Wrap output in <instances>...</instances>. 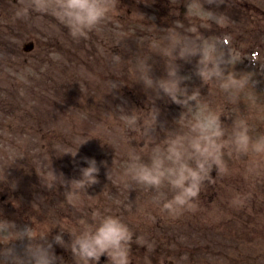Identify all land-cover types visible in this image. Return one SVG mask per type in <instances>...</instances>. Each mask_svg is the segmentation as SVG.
Segmentation results:
<instances>
[{
    "label": "rangeland",
    "instance_id": "1",
    "mask_svg": "<svg viewBox=\"0 0 264 264\" xmlns=\"http://www.w3.org/2000/svg\"><path fill=\"white\" fill-rule=\"evenodd\" d=\"M18 3L28 5L30 0H0V221L9 222L0 227V247L19 246L23 237L16 230L23 227L30 238L52 240L63 233L68 243L69 233L91 229L112 215L132 231L131 264H143L145 254L152 264H229L231 259H239L236 264H264V155L237 157L226 150V168L202 189L193 207L179 215L163 210L154 199L156 190L128 189L123 183L130 157L147 161L159 151L160 139L170 130H187L208 106L221 110L229 134L233 121L246 119L253 138L264 135V0H224L219 6L207 0H119L108 18L112 30L107 31L103 21L84 38H73L51 13H33L28 22L15 20ZM211 13L224 18L214 19ZM113 27L121 35L120 64L101 63L91 73L78 68L75 75L83 81L67 76L73 65L63 68L65 56L58 49L47 50L60 44L79 50L71 52L72 57L78 54L91 62L93 46L114 44L108 41L109 34H115ZM173 31L226 49L230 71L251 74L249 87L234 98L219 88L218 80L204 85L194 75L195 59L177 63L182 75L192 76L186 86L200 88L207 105L183 108L143 82L146 66L154 79L161 78L167 61L176 60ZM85 41L88 54L80 49ZM31 42L35 48L25 53L24 46ZM161 42L166 46L156 45ZM166 50L167 57L162 54ZM50 73L55 78L51 91ZM58 84L69 87L68 97L56 92ZM150 109L159 110L165 127L146 138L143 113ZM85 157L95 158L100 166L99 183L70 190L66 181L79 178V169L87 167ZM160 191L165 193L162 199L172 195L167 184ZM247 233L250 241L256 238L254 243L240 240ZM198 239L218 244L227 239V247H202ZM232 242H240L233 252ZM54 250L64 264H76L70 250L60 245Z\"/></svg>",
    "mask_w": 264,
    "mask_h": 264
},
{
    "label": "clouds",
    "instance_id": "2",
    "mask_svg": "<svg viewBox=\"0 0 264 264\" xmlns=\"http://www.w3.org/2000/svg\"><path fill=\"white\" fill-rule=\"evenodd\" d=\"M119 0H30V4L18 3L13 18L28 22L33 13H51L63 23L73 38H84L95 26L109 18L117 7ZM209 4L224 3V0H207ZM214 19H223L222 13H211ZM171 52L176 60L166 63V76L153 78L152 68L146 66L141 74L143 82L152 84L160 94L167 96L171 102L182 106L207 105V98L201 95L200 88H189L187 82L191 75H182L178 60L186 63L196 61L194 75L204 85L218 80L219 88L238 98L251 83V74L230 71L231 56L221 47L213 48L187 33L173 31L170 37ZM168 56V51L162 53ZM159 110L144 111L142 134L155 137L157 128L165 127L159 121ZM221 110L206 107L205 111L192 120L187 130L178 128L159 140L151 157L144 161L129 158V167L123 174L124 187L131 189L143 186L156 190L154 199L161 201L162 208L169 215H179L190 210L202 189L214 181L213 172L219 175L226 168L225 152L235 156L249 152L264 155V135L253 138L250 135V123L246 119L233 121L230 134L222 122ZM134 151V150H133ZM163 153V156H161ZM87 167L79 169L78 179L66 181L69 189H80L98 184L100 166L95 158H84ZM255 167V165H253ZM250 170H252L250 168ZM216 175V176H217ZM109 179V172L107 173ZM170 187L172 195L165 196L160 189L162 185ZM9 223L0 221V227ZM7 232L8 229L5 228ZM70 242L66 243L64 234L30 238L27 227L18 228L16 235L23 237L20 245L13 243L0 247V264H64L63 257L57 256L54 245L70 250L76 264H100L105 257L107 264H131L133 234L128 224L120 217L106 215L91 229L69 233ZM143 264H152L151 256L145 254Z\"/></svg>",
    "mask_w": 264,
    "mask_h": 264
}]
</instances>
